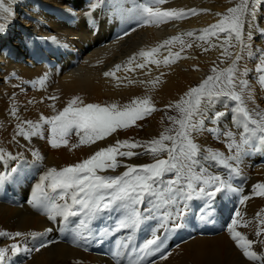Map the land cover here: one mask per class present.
<instances>
[{
    "label": "bare ground",
    "instance_id": "bare-ground-1",
    "mask_svg": "<svg viewBox=\"0 0 264 264\" xmlns=\"http://www.w3.org/2000/svg\"><path fill=\"white\" fill-rule=\"evenodd\" d=\"M0 2L11 10V14L0 11V22L5 24V31L0 33V160L2 154L6 157L17 151L21 154L24 150L25 155L28 154L32 159L30 162H34L38 168L37 175L40 177L50 168L61 170L63 162L56 159L53 153L46 152L47 149L37 136L25 139L18 135V124L25 121H32L34 124L41 122V116L50 118L62 111L74 97H80L84 104L95 103L101 106L116 104L118 107L147 97L155 111L163 109L167 113H172L177 110L175 104L180 98L212 75L211 70L214 67L223 70L231 65V59L223 55L222 46L226 34H220L219 37L208 36L206 41L198 37L202 35V29L218 22L219 17L215 15L216 13L225 14L227 9L236 6L239 0H165L163 4H156L155 0H0ZM145 7L159 8L161 11L173 8L208 11H201L198 15H190L180 21L172 20L157 25L143 14L142 10ZM262 30L264 0H249L244 32L245 34L250 32L251 39L247 40L249 48L243 50L242 54L247 56L245 81L250 87L245 89L243 94L251 93V97L254 98V106L246 105L252 119H259L258 113L264 114V87L259 83L264 72L258 70L261 63L259 57L264 55ZM189 31L195 35L187 36L186 33ZM177 35L184 41L183 50L179 42L160 47L165 40ZM154 48L159 49L154 57L138 55L141 51H151ZM237 51L240 49L229 48L231 53ZM169 52L173 54L179 52L180 58L175 63L164 66L163 59L168 57ZM132 57H136L135 62L129 65L127 62ZM152 59L160 60V65L151 63ZM140 63L145 64V67H137ZM116 65H121V70L115 71V77H106L104 73L113 71ZM157 77L159 81L154 86L149 83ZM236 91L239 92V88ZM228 102L229 100L221 98L205 113L203 124L206 134L193 133L194 142L200 146L201 151L206 152L207 149L214 148L207 134L213 133L216 139L224 141V134L231 131L240 139L243 130L233 123V108ZM13 109L16 115H12ZM217 112L226 115L217 121L213 119ZM155 116H152V125L146 131L139 132L140 139L151 141L157 137V124L153 119ZM254 125L250 123L249 128H255ZM25 131L31 129L25 126ZM250 140L248 147L250 151L255 150L253 156L242 162H232L238 164L239 173L242 175L233 174L224 179L230 185V189L219 196V202L215 204V215L207 214L208 224L199 223L200 215L207 212V209L200 210L197 200L189 202L184 226L172 231L167 230L164 233L167 244L161 246L156 253L147 252L141 264H257L243 256L226 227L227 220L233 218V210H240L244 223L238 221L236 230L248 240L256 241L251 250L258 255H264V242H261L264 241V233L261 232L259 238L255 235L258 229L261 231L264 229V223L260 222L263 216L256 217V213L264 205V197H252L253 186L264 183V148H260L264 143L255 142L258 140L256 132ZM117 141V136L97 141L86 151V156L91 157L101 149L114 146ZM222 149L226 151V144ZM34 152H38L43 159L37 160ZM145 160L146 157L123 159L119 170H124V165L127 164L139 166L146 162ZM0 167L1 172H4L6 167ZM251 169H256L257 177L245 178L244 171L250 173ZM9 173L14 176L15 184L29 187L25 181L29 174L24 167L19 171L16 168L15 172L9 170ZM238 184L244 186L242 191L234 189ZM228 195L236 197L237 200L231 196L227 198ZM242 198H246L245 203L237 207ZM7 200L0 204V232L10 234L21 232L27 235L30 231H46L51 228L44 218L28 210V204L25 203L18 208V197ZM211 221L213 222L209 224ZM144 225L143 222L142 226ZM218 225L220 227L224 225L226 232L223 233L225 230L220 232ZM157 227L158 225L155 228ZM139 231L140 229L120 230L121 234L118 233L117 239L127 238V233L136 235ZM133 239L135 238L130 237L125 242ZM112 241L111 237L102 240L109 244ZM12 243L13 239L0 237V247H9ZM25 243L26 241L23 244ZM73 247L59 243L47 245L39 251L32 247V251H24L26 248L21 247L19 254L25 256L23 253H30L27 257H31V260L27 264L80 262L111 264L108 260L88 255ZM167 250L170 252L166 253ZM16 258L7 255L6 264H15L14 262L20 260V257Z\"/></svg>",
    "mask_w": 264,
    "mask_h": 264
},
{
    "label": "snow or ice",
    "instance_id": "snow-or-ice-1",
    "mask_svg": "<svg viewBox=\"0 0 264 264\" xmlns=\"http://www.w3.org/2000/svg\"><path fill=\"white\" fill-rule=\"evenodd\" d=\"M155 2L156 4H163L165 0H155ZM248 3L249 0H239V3L228 8L225 14L216 13L215 15L219 17L218 22L201 30L202 35L198 39L203 41H206L208 36L219 37L220 34H226L222 46L223 55L231 59V65L223 70L214 67L211 70L212 75H209L197 87L191 88L175 104V108L180 113V118L177 120L176 117H169V120L177 124L178 127L165 130L158 139L151 141V146L147 149V152L153 157L167 153V159L158 158L155 159L154 163L142 166L124 165L127 170L115 177L99 175L98 172L108 169L115 170L120 166L117 162V156L132 158L134 155H138L132 151L139 146L138 143L117 141L114 146L95 152L82 163L61 170L50 168L35 184L32 194V202L47 210L49 220L54 221L57 216H61L67 221L69 217L83 216L85 219L79 220V224L86 226L101 212L119 210L120 217L115 231L135 230L140 228L145 219L141 211L142 207L153 219L157 218L155 213L159 212L161 208L173 207L174 213L166 212L159 217L158 227L152 230L151 238L147 239L140 248L141 252L147 253L158 250L162 244L160 236L157 235L160 229L172 231L184 226L188 201L202 199L204 203L200 207L202 210L207 209L205 214L215 210L211 201L215 199L218 193L229 190L230 185L219 174H210L204 167H200L197 171L201 159L214 162L216 166L224 167L230 173L239 175L238 165L232 162L241 160L246 146L251 143L250 137L255 132L264 134V114L258 113L259 119H252L245 105L243 92L250 85L242 78L244 73L240 72L238 66V62L243 58L242 51L249 48L247 40L251 39V33L245 34L244 32ZM0 11L11 14V10L4 7L2 2H0ZM201 11L207 12L208 10L193 8L185 11L184 9L173 8L161 11L159 8L153 9V7H145L142 10L143 14L150 18V22L157 25L172 20L180 21L187 16L198 15ZM4 31L5 24L0 22V33ZM186 35L193 37L195 34L189 31ZM262 35H264V30H262ZM173 42H179L181 50H183L184 41L180 35L165 40L160 47L171 45ZM233 47L239 48L240 51L229 52V48ZM158 51V48H154L151 51H141L138 55L140 57H154ZM179 58V52L175 54L169 52L168 57L163 59V64L169 66ZM135 59L136 57H132L127 63L131 65ZM259 59L261 63L258 70L264 72V55ZM150 62L157 66L161 63L157 59H152ZM137 67L144 68L145 64H137ZM121 68V65H116L113 71L105 72L104 75L115 77V71H119ZM158 81L159 77L149 83L154 86ZM259 83L264 87V76L260 77ZM237 88H239V92L236 91ZM221 98H227L235 103L232 110L233 123L243 130L239 142L236 141L231 131L224 134L228 140L226 147L230 152L235 150V155L225 157L219 151L207 149V155L201 156L200 146L194 142L193 133L205 130L203 117L208 109ZM155 110L147 97L133 100L131 104L123 107H118L116 104L107 106L95 103L84 104L80 97H74L62 111L50 118L41 116L40 120L43 124L50 126L49 144L55 149L66 145V137L73 130L80 137L81 144H90L104 139L117 129L128 128L135 121L143 119ZM12 115H16L15 109L12 110ZM224 115L226 113L217 112L213 119L218 121ZM241 115L244 117L243 121H240ZM249 123L255 124L256 128L250 129ZM25 126L31 131H25ZM173 131L175 134L170 135L169 133ZM17 134L25 139H31L33 136L42 137V125L25 121L23 124L17 125ZM259 139L264 141V135H261ZM165 142L169 143L166 144ZM125 147L128 149L127 151H120ZM33 155L37 160L43 159L38 152H34ZM11 171L15 172L16 169L13 168ZM6 179V175H0V183ZM46 182L47 189L50 191L46 190ZM252 192L264 197V183L255 184ZM146 200L148 204H151V208H147ZM57 201H64V203L59 204ZM244 203L245 199L242 198L240 204L243 205ZM233 211V218L226 226L231 239L235 241L236 247L249 261L264 262V255H258L257 252L251 250L256 241L248 240L246 236L236 230L238 221L244 223L243 214L238 209ZM256 215L259 218L261 213ZM261 223H264V219L261 220ZM50 231L51 229H46V232ZM27 235L34 239L42 234L29 233ZM81 236L86 238L83 233ZM256 236L259 238L261 232L258 231ZM0 237L15 240L16 238H24L25 234L0 232ZM9 247L11 254L15 256L20 253L22 246L12 243ZM9 247H0V264H6ZM36 250L39 251V249ZM24 251H28V249H24Z\"/></svg>",
    "mask_w": 264,
    "mask_h": 264
},
{
    "label": "rangeland",
    "instance_id": "rangeland-1",
    "mask_svg": "<svg viewBox=\"0 0 264 264\" xmlns=\"http://www.w3.org/2000/svg\"><path fill=\"white\" fill-rule=\"evenodd\" d=\"M138 23H139V21H138ZM131 25H133V21H132ZM134 28L136 29V26ZM134 28L132 27V29H134ZM242 57H243L242 59L244 61L241 59L240 60L241 62L240 61H239L240 63L238 62L239 63L238 66H239V69H241L240 72L244 73V76H243L244 78L243 79L245 80V78H246V68H247V67L245 68V66H246L247 56L245 57L242 54ZM243 64H244V66H243ZM250 94L251 93L243 94V98H244V101H245V105L254 106V104H253L254 98L251 97ZM225 99L226 100H229L227 98H225ZM228 103H229V106H231L232 108L235 107V103L234 102H232V101L229 100ZM154 115H156L153 119L156 121L157 131H158V133L156 134L157 137H154V139H158L160 137V135L165 132V130H167V129H176L178 127L177 124H174L172 121L169 120V117H176L177 120H178L180 118L179 111L178 110H175L172 113H167V112H165V110L160 109V111H158V112L157 111H154L150 115L145 116L143 119H140V120L135 121V123H133L132 125H130L128 128H126V129H117L115 132L111 133L110 135H108L104 139L97 140V141H105V140H109V139L117 136L118 137V141L119 140L120 141H130V142H134V143H138L139 144V146L137 148L132 149V151L134 153L135 152L138 153V155H134L132 158L119 157V156H117V162H118V164L120 166H121V160H123V159L124 160H126V159L133 160V159H140V158H145L146 157V160H145L146 162L141 163L139 166L154 163L155 162V159H158V158L167 159V153H161V155L159 157H153L151 154H149L147 152V149L151 146V141L153 139L151 141H146V140L140 139V136H139V132L146 131L149 128V126L152 125L151 120H152V116H154ZM243 120H244V117L241 115L240 121H243ZM38 123H40L42 125V133H43V135H42V137L37 136V138L43 143L44 147L47 149L46 152H49V154H52L53 153L52 155L56 159L61 160L63 162L62 165H61L62 167L60 169H63L65 167H69V166H74V165H76L78 163H82L84 160L90 158L89 156H86V154H87L86 151L89 150V148H91L97 141H95L94 143H90V144H81L80 143V137L77 136L76 133H75V130H73L72 133H70L68 135V137H66V140H67L66 145H62V146L54 149L49 144V139H50V135H51V133H50V126L49 125H46V124H43L42 121L41 122H38ZM147 123H148V125H147ZM249 125H250V123H249ZM254 127L256 128L255 125H254ZM200 132H202L203 134H206L207 131L203 130V131H200ZM169 134L170 135H174L175 134V131L170 132ZM81 135H82V133H81ZM207 135H209L210 141L212 142L213 147H214L211 150H213V151H219V152H221L223 154L225 152L224 156H226V157L227 156H230V155H235V150H233L232 152H230L227 147H226V151H223V149H222V146L224 144H227L228 143V140L226 139V136L224 137V141H222L220 139H216V137H214V134L213 133L212 134H207ZM261 135H264V134H262V133H260L258 131L256 132V138H258V140H255L256 143L258 141L260 143H262V144L264 143V141H262L261 139H259V137ZM235 139H236L237 142H239V140H240L238 137H235ZM165 143L168 144L169 142H165ZM247 147L248 146H246V150L244 151V153L241 156V160H240L241 162L244 161V159H248V157H250L249 156L250 147H248L249 149H247ZM262 147H264V146H262ZM127 150L128 149L126 147L120 149V151H127ZM137 151H140V152H137ZM200 152H201V156H203L202 154L207 155V151L205 152V151H201L200 150ZM21 154H19L18 151L17 152H14V154L8 155L6 157L2 154V158L0 160V166H4L6 168L4 169L5 170L4 172H1L2 171V168L0 167V175H3V174L6 175L7 176V179L4 182L0 183L3 186L2 187L0 185V204L4 203L3 200H6L7 199L6 198L7 197V194L9 192V190L12 189L13 190L14 197H18L19 198L18 201L19 202L21 201V204L18 205V208H19V206L21 207V205H23V204L26 203V204H28V210H30L32 213H35V214L38 215V213H36V212L33 211L32 207H29L30 206L29 203L32 202V194H33L34 186H35L36 183L39 182V179H40V175H37V172H39V170L36 167V165H35L34 162H30L32 159L29 158L30 156H28V154L25 155L24 150L21 152ZM23 155H25V156L23 157ZM20 159H22V160H20ZM26 161H28V162H26ZM203 161L204 162H207V160L201 159L200 165L197 166V171H199V168L200 167H204L206 169L207 168H211L215 174H219L221 172V174H219V175L222 177V179H226V176L229 175V173H230L228 169H226L224 167H218V166L215 165L214 162H211V161H208L207 162L209 167H205V164H204ZM120 166H118L115 170L108 169V170L103 171V172H98V174L99 175H104V176H112V177L119 176V175H121L124 172V170L125 171L127 170L125 168L124 170H121L120 171L119 170ZM23 167L26 170V172L29 174V175H27L28 177L31 176L33 172H36V177L39 178V179H34V181H36V183L34 184V186L31 184L32 180H31V182H29V180H27L28 183H26V185L29 186L27 188L26 187H21L19 185L14 184V176L9 173V170H11L13 168H15V169L18 168V171H19ZM255 167L256 166H254V168ZM208 172L210 174H212L210 171H208ZM244 173H245V178H247V179H249L250 176L251 177H255V178L257 177L256 169H251L250 173L248 171H244ZM239 174H241V173H239ZM166 179H167V177H166ZM3 183H5V184H3ZM243 188H244V186L241 185V184H238V185H236L234 187V189H236L237 191H242ZM46 190L47 191H50V189H47V182H46ZM231 191H232V188H231ZM222 194H223V192L218 193L217 196L215 197V199L212 200L211 203L213 204L214 209H215V204L217 203V201L219 202V200H218L219 196L221 197ZM245 194H246V192L244 193V197H245ZM248 194H250V193H248ZM230 196H231V198H233L235 200L236 197H233L232 195H228L227 198H230ZM252 197L256 198V197H258V195L252 193ZM236 200H237V198H236ZM189 202H191V201H188L187 204ZM57 203L61 204L62 201H57ZM69 203H70V201H69ZM145 203L147 205V208H151L152 207L151 204H148L147 200L145 201ZM202 204H203V200L202 199L201 200H197V205L198 206H201ZM240 205H241L240 202L237 203V207H239ZM34 206L41 207L40 205H36V204ZM171 210L172 211L174 210V208L171 207V206L166 207V208H161L159 212H156L155 213V215H156L157 218L156 219H153V218H151L150 214L142 207L141 211L142 212L144 211L143 215L145 217V219H144L145 225L144 226H142V225L140 226V228H139L140 231L136 235H134V234H128L127 233V236H126L127 238L120 237L119 240L116 238L118 231H115V227H116L117 221H118V219L120 217V211L119 210L112 211V212H107V211L101 212V213H99L97 215V217L95 219H93V221H96V220H104V221L114 222L111 225H102L103 222L101 221L102 222L101 225L105 229L108 226L111 227V228H107L106 229V234L107 235L114 234L113 237H112L113 241L111 242L109 248L114 249L115 253H117V255L119 256L120 261L118 262V264H137V263L138 264H141L142 261L146 257L145 256L146 253L140 251L141 246L143 245V243L147 239L151 238L150 235H152L151 234L152 233V230L159 224V217L162 214L166 213V212H170ZM200 210H201V208H200ZM215 211L216 210H214L213 212H210V214L211 215H215ZM233 213H234V211L232 212V214ZM257 213H261V215L263 216V219H264V205L261 208V210L259 212H257ZM39 216L41 218H44L45 219V217H47V214H41ZM256 217H257V215H256ZM79 218L85 219V217H83V216H78L77 219L71 220L66 225L64 224V222H63L64 219L62 217L61 218L56 217V219L54 221L53 220H47V221L45 220L49 224V226L51 227L50 228L51 229L50 232L37 231V230L30 231L29 233H34L35 232V233H40L42 235H38L36 238L33 239L32 237H30V236H28V235L25 234V236L27 238L26 237H24V238H16L15 240H13V243H17L18 242L19 245H21L22 247L28 249V251L29 250L32 251L31 247L33 249H37V248L40 249V248L46 247L47 245H52V244H56V243L65 244L66 246L71 247V248L73 247L72 245H74L76 248H78L77 250H79V251L82 250V251H84V253H86L88 255H92L93 254V251H94V247L96 245V243L94 241V237H95V235H94V226L97 227V230H98V228H99V225H97L98 222L97 223H94L93 221H91L86 226H81L79 224V220H81V219H79ZM199 219H200V217H199ZM229 223H230V220L227 221V224H229ZM259 226L261 227V229L264 228V226L262 228L261 223L259 224ZM217 228L220 229V232H223L224 230L225 231L223 233L226 232V228L224 227V225H222V227H220L218 225ZM109 229H110V234H109ZM263 230L261 231V230L258 229L255 232V235H256V233L258 231L264 233ZM166 231H167V229H162L161 232H157V235L161 236L160 237L161 241L163 240L162 241V244L160 245V247L163 246V245H165V244H167L166 240L164 239V233ZM82 233L86 236V238H82V236H81ZM161 233H162L163 236L160 235ZM178 233H181V232H178ZM119 234H121V232ZM130 237H134L135 239H133L131 241H128V242H125ZM99 238L102 241V240H106L107 239V236L102 237L101 235H99ZM28 239H30V241H29L30 243L28 242ZM56 239H58V240H56ZM25 241H26V243H25L26 245L23 244ZM120 242H125V243L118 244ZM88 244L90 245V248L88 250H84L83 247L87 246ZM160 247H159V249H160ZM73 249H74V247H73ZM9 250H10V247H9ZM156 252H157V250H155V251H148V253H156ZM167 252H170V251L167 250L166 253ZM23 254H25V256L22 255V254L21 255L20 254H17L15 256H13L11 254V250H10L8 252V257H12V258H15V259H17L16 257H18V258L20 257V260L18 262H14V263L15 264H25V262H26V264H27V262H29L31 260V257H27V255H30V253H28V254L27 253H23ZM21 256H23V258ZM96 257H99V256H96ZM101 258H103V257H101ZM103 259L108 260L111 264H116L109 257H104ZM256 263L257 264H260V263H263V262H260V263L256 262ZM78 264H82V262H80ZM83 264H85V263L83 262Z\"/></svg>",
    "mask_w": 264,
    "mask_h": 264
}]
</instances>
